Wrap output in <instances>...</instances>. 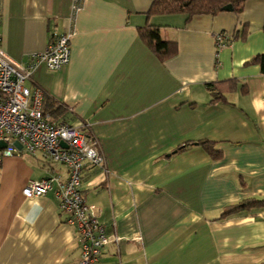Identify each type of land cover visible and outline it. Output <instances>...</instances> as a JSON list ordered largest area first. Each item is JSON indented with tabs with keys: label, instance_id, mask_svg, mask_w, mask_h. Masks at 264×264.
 <instances>
[{
	"label": "crops",
	"instance_id": "crops-1",
	"mask_svg": "<svg viewBox=\"0 0 264 264\" xmlns=\"http://www.w3.org/2000/svg\"><path fill=\"white\" fill-rule=\"evenodd\" d=\"M153 0H0V46L25 67L50 31L72 30L68 66L37 64L57 123L96 138L107 171L86 164L82 190L117 237L96 264H264V0L241 14L148 16ZM159 27L176 55L162 60L139 30ZM245 29V30H244ZM238 38L218 50L215 36ZM215 145L213 158L200 144ZM66 181L42 154L0 162V264H79L82 248L56 197H25L31 181Z\"/></svg>",
	"mask_w": 264,
	"mask_h": 264
},
{
	"label": "built area",
	"instance_id": "built-area-1",
	"mask_svg": "<svg viewBox=\"0 0 264 264\" xmlns=\"http://www.w3.org/2000/svg\"><path fill=\"white\" fill-rule=\"evenodd\" d=\"M83 3L84 0H73L74 11ZM72 35V30L60 33L52 29L46 50L34 55V64L29 67L12 59L0 46V142L6 145L0 147V162L23 152L40 153L49 162L67 168L66 181L57 176L31 181L23 193L27 198L45 196L56 184L60 210L67 216V223L77 229L82 248L79 264H96L105 247L118 242V238L107 233L100 221L99 208L87 203L82 177L87 163L108 172L105 157L96 138L84 128L57 123L50 114L44 113L45 92L26 85L32 80L37 64H44L50 71L69 65ZM215 39L218 50L234 42L233 35L226 32L216 34Z\"/></svg>",
	"mask_w": 264,
	"mask_h": 264
},
{
	"label": "trees",
	"instance_id": "trees-1",
	"mask_svg": "<svg viewBox=\"0 0 264 264\" xmlns=\"http://www.w3.org/2000/svg\"><path fill=\"white\" fill-rule=\"evenodd\" d=\"M247 1L249 0H153L148 16L176 13H184L188 16V19L199 15L215 16L224 12V8L228 5L232 6L233 12L241 14ZM139 34L147 46L162 60L176 55L178 51L177 43L162 40L159 27L146 25L140 28ZM238 36L237 33L233 34V41H235ZM253 61L262 63L264 68V55L256 57ZM43 111L44 113L50 114L53 118L59 117L64 113L62 107L47 97L44 100ZM200 144L213 158L220 157V153L214 144L209 142H202ZM258 206H264V202L245 200L226 209L222 217L231 216L235 213L250 210Z\"/></svg>",
	"mask_w": 264,
	"mask_h": 264
},
{
	"label": "water",
	"instance_id": "water-1",
	"mask_svg": "<svg viewBox=\"0 0 264 264\" xmlns=\"http://www.w3.org/2000/svg\"><path fill=\"white\" fill-rule=\"evenodd\" d=\"M224 11H232V6L228 5L224 8ZM63 147L68 148V145L65 142L61 143ZM6 145L3 142H0V147L4 148Z\"/></svg>",
	"mask_w": 264,
	"mask_h": 264
}]
</instances>
